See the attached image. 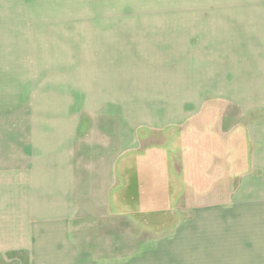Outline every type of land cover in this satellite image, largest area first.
<instances>
[{
    "label": "rangeland",
    "instance_id": "obj_1",
    "mask_svg": "<svg viewBox=\"0 0 264 264\" xmlns=\"http://www.w3.org/2000/svg\"><path fill=\"white\" fill-rule=\"evenodd\" d=\"M263 116L264 0H0V264H264Z\"/></svg>",
    "mask_w": 264,
    "mask_h": 264
},
{
    "label": "crops",
    "instance_id": "obj_2",
    "mask_svg": "<svg viewBox=\"0 0 264 264\" xmlns=\"http://www.w3.org/2000/svg\"><path fill=\"white\" fill-rule=\"evenodd\" d=\"M254 111L255 110H252V112ZM256 121L253 122L252 127L248 126V127H244L245 129L243 128L246 135L249 138L251 137V139H248L247 141L250 144V149H251L250 153L247 156L244 155L245 157L249 156L248 159L250 158V162L247 163L246 165L247 167L245 169L242 168V173L240 175L241 177H239L236 174L235 170H231L229 174V176L237 177L241 181V184L237 187L235 194L234 192L233 194H231L230 199H232L231 203H233L232 208L234 210L237 209L239 210V208H245L246 211H248V213H245L247 215H245L244 220H241L239 218V221H237L239 223L241 222V224L245 223V225L248 226L247 233L255 232L254 227L251 228L249 225L253 223L251 222V220H253L254 217H256L255 214L258 212V209H264V118L258 120L259 122ZM108 175L109 174L105 172L103 176H100V178H95L94 176H92L93 179L91 181H89V176L87 179L83 177V181L86 182V184L90 183L91 187L93 186V190L95 191V193L99 195L97 198L101 199L104 198V195H106L107 190H109V187L111 186V184L110 186L108 184H105L109 178ZM253 179L254 181H252ZM250 185L252 186L254 185V186L251 187ZM96 189H98L100 193L96 192ZM66 192L67 191H64L63 195ZM113 204L116 205L115 199ZM119 204H123L122 201H120ZM107 205H111L110 202L107 203ZM48 215L50 216L51 214ZM46 220L48 221V219ZM227 243H230V241L226 240L225 238L224 240H222V242L219 241V251L222 254V255L220 254V259H225L226 257V256L223 257L224 256L223 249L225 248V245H227ZM261 244L264 245V242L260 243V245ZM249 255L256 262L255 259L256 257H258L259 254L254 249V252Z\"/></svg>",
    "mask_w": 264,
    "mask_h": 264
}]
</instances>
